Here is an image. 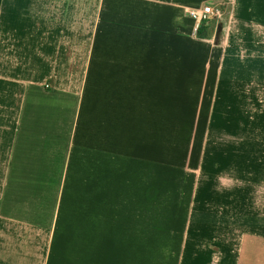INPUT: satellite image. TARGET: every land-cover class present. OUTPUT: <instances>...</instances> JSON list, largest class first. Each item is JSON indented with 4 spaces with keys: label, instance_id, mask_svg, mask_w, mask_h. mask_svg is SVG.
Segmentation results:
<instances>
[{
    "label": "crops",
    "instance_id": "0c3cea01",
    "mask_svg": "<svg viewBox=\"0 0 264 264\" xmlns=\"http://www.w3.org/2000/svg\"><path fill=\"white\" fill-rule=\"evenodd\" d=\"M231 2L0 0V264H264V63L185 13Z\"/></svg>",
    "mask_w": 264,
    "mask_h": 264
},
{
    "label": "rangeland",
    "instance_id": "374dc122",
    "mask_svg": "<svg viewBox=\"0 0 264 264\" xmlns=\"http://www.w3.org/2000/svg\"><path fill=\"white\" fill-rule=\"evenodd\" d=\"M253 2L254 0H232L226 7L220 9V14L213 17V19L209 18V22L206 21L208 23H203L204 26L195 25L196 28L202 27V34L199 39L214 53L215 58H212V60L214 61V66L216 68L218 67L220 78L221 74L225 72L226 69H234L239 66V61H241V65H244L245 62L250 60L253 61V63H257V60L262 58L261 64L264 63V37H262L263 43L261 45L256 44L255 41L259 38V33L257 28L249 23V21H252L254 14L252 11ZM204 6H207V4ZM211 38H213L212 43L210 42ZM215 38H217V42L214 41ZM232 77L236 78V74ZM229 82L231 83L232 81L230 80ZM247 86H250V97L248 100L252 104L257 95L259 105H262L263 108L261 116L264 120V70L261 72V77L252 74L250 80L247 81ZM222 97L223 96H220L219 98L221 103L223 102ZM234 100L235 99H233L232 102H234ZM226 101H228V99H226ZM234 110V104L230 103L226 111L223 112V115L221 114V117L224 122L227 123L224 129L230 135L236 133L234 142L229 144L230 148L228 149L232 153L231 159L233 162H236L239 139L238 131L243 132L244 129L236 130ZM243 116L246 117V114ZM214 117L217 118L215 115ZM204 126V122L197 125V137H199V142L201 144L208 141L210 133H212L209 124L208 127L205 128V132ZM243 127L245 128L246 126L243 125ZM220 131L221 126L211 134V137L217 140ZM193 137L196 136L194 135Z\"/></svg>",
    "mask_w": 264,
    "mask_h": 264
},
{
    "label": "built area",
    "instance_id": "2783aa9c",
    "mask_svg": "<svg viewBox=\"0 0 264 264\" xmlns=\"http://www.w3.org/2000/svg\"><path fill=\"white\" fill-rule=\"evenodd\" d=\"M185 13L187 16L192 19L194 25H202L209 18L216 17V15L220 14V9L215 8L212 9L209 6H201L198 9H186Z\"/></svg>",
    "mask_w": 264,
    "mask_h": 264
},
{
    "label": "trees",
    "instance_id": "16d2710c",
    "mask_svg": "<svg viewBox=\"0 0 264 264\" xmlns=\"http://www.w3.org/2000/svg\"><path fill=\"white\" fill-rule=\"evenodd\" d=\"M209 22V21H208ZM206 22V23H208ZM205 24V23H204ZM204 24H202L201 26H204ZM199 27V28H196V31H195V35L200 38L201 34H202V27Z\"/></svg>",
    "mask_w": 264,
    "mask_h": 264
},
{
    "label": "water",
    "instance_id": "95a60500",
    "mask_svg": "<svg viewBox=\"0 0 264 264\" xmlns=\"http://www.w3.org/2000/svg\"><path fill=\"white\" fill-rule=\"evenodd\" d=\"M214 41L217 42V38H215Z\"/></svg>",
    "mask_w": 264,
    "mask_h": 264
}]
</instances>
